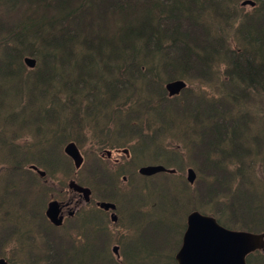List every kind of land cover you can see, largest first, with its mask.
I'll return each instance as SVG.
<instances>
[{"label": "trees", "instance_id": "1", "mask_svg": "<svg viewBox=\"0 0 264 264\" xmlns=\"http://www.w3.org/2000/svg\"><path fill=\"white\" fill-rule=\"evenodd\" d=\"M243 1L212 0L208 5L201 0H0V51L4 52L0 68L6 70V61L16 55L22 76L37 73L44 79L40 85L48 88L51 64L67 65L73 86L69 92L75 99L69 94L61 104L94 119L100 112L93 107L92 97H97L95 102L104 99L108 103L102 108V114L108 115L104 122L139 148L132 161L141 155L140 146L153 139H160V150L163 138L167 139L164 146L174 145V154L158 163L176 169L174 175L162 173L172 177L174 185L171 188L163 178L170 194L152 200L153 205L165 200L173 211L171 218L181 216L182 222L189 212L198 210L227 228L263 233L264 209L259 201L264 199V185L255 183L252 168L256 164L249 163L258 159V174L264 182V0H250L255 3L253 13L242 19L233 6L244 10ZM192 7L209 13L196 15ZM227 8L232 11L222 12ZM222 25L232 34L219 33ZM23 56L37 61L34 70L23 66ZM42 64L50 71H38ZM6 71L11 75L12 71ZM174 80L185 81L187 87L170 97L165 85ZM40 95L44 100L50 97ZM84 129L97 137L105 134L103 125L82 121L62 130L53 128L50 135L57 145L69 139L68 133L83 136ZM22 140L27 142V136ZM43 161L54 164L52 157ZM188 166L197 174V187L191 190L201 195L197 199L188 196L186 189L190 185L183 171ZM251 188L256 193L248 192ZM181 200L194 205L181 211ZM10 213L17 214L12 209ZM154 215L152 211L153 219L131 234L130 239L135 237L138 243L132 250L125 246L127 234L117 240L125 264L160 259L166 248L169 253L175 248V242L167 243V219L157 222ZM242 218L247 223L242 224ZM40 230L34 228V235ZM107 242L102 241V246L107 247ZM263 255L254 252L247 263L258 262L256 258Z\"/></svg>", "mask_w": 264, "mask_h": 264}, {"label": "rangeland", "instance_id": "2", "mask_svg": "<svg viewBox=\"0 0 264 264\" xmlns=\"http://www.w3.org/2000/svg\"><path fill=\"white\" fill-rule=\"evenodd\" d=\"M201 1H204L206 2V4L210 5L212 0ZM194 8L192 7V10L196 15L206 16V14L209 13H205L201 10L199 11V9L198 11H195ZM228 9L229 8L223 9L222 12H230L228 11ZM243 9L244 10H238L233 6V10H236L239 17L242 19L246 15H250L253 13V10L250 7H244ZM218 31L223 35L232 34L231 30L223 25L219 27ZM2 58H4V52L0 51V60ZM6 62V70L12 71V73L11 75H9L5 69L0 68V159L8 162V164H5L6 171L3 175L2 180L0 181V212L3 211V223L0 224V255L3 254L5 248H9L12 246L10 244L12 240H16L17 243L13 244L15 245V248L11 257L4 258L12 261L13 264H17L16 261L18 259L23 261L25 264H34L31 263L32 257L39 256L34 236V228H44L45 219L43 217V206L45 200L60 198L61 194L59 191L65 190L67 188V184L73 178L80 182L81 179L78 178V175L80 174L82 175L83 182L92 188L93 193L97 198L102 197L99 195L102 185L98 180L94 178V174L92 172L86 170L88 164L83 168V171L81 169L77 174H75L74 171L69 176H63L60 173H53L58 171L54 169V166H60V164L57 162V156L61 155V152H63V150L62 148H58V145L53 144V139L50 135V130H52V128H48V125L51 124L61 130L66 129V125L70 122L71 118L69 116H64L67 110L60 101L54 102L51 109L52 114L46 117L45 105H47V101H44L45 96L40 95L42 93H48L49 95V87L47 88L40 85V82H42L44 79L38 74H35L34 77L31 78L22 76V73L17 69L19 65H17L18 59L16 55H13L12 58L7 60ZM67 63L69 64V61ZM43 66L47 69L46 65ZM50 70L54 77H50V79H52L51 89L64 90L67 92L72 90V73L70 67L68 68L65 64H51ZM78 92L80 91H77V93ZM25 96L29 97V99L25 98ZM78 97L80 96L78 95ZM96 98V96H93L91 102L93 103V107L97 109L100 114L97 115L94 119L86 118L88 116L87 114L83 120L84 123L100 125L104 123V121L108 117V115L106 116L102 114V108H104V106L108 103L104 99H99L98 102H95L94 100ZM48 99L49 98H47V100ZM73 99H75V96ZM86 103L87 102H84V104ZM159 118H162V116H160ZM78 123H80V121H78ZM84 131L85 132H83V136L81 139L69 141L82 144L83 146L81 148V153L88 160V157H91V154H93L95 149L90 146V140L92 138L91 130L84 129ZM77 135L78 133L75 132L74 134L68 135V137L74 138ZM22 136L29 137V140L24 143L21 139L16 141L15 137L20 138ZM101 138L108 140L112 139L115 142H120L115 145H110L108 149H101V162L106 167L117 168L119 172H123L126 169L127 164L129 163V157L133 153H135L136 155L139 148L133 140H130L129 142H123V134L110 135L109 133H106V135L101 136ZM36 140L39 141L36 142ZM166 140V138H163L161 150L158 149L160 146L159 138L147 142V145L140 146L141 155L139 154L136 156L134 163H153V161L156 160L155 158H157V160L153 164H158L163 161V159H167V156L173 155L175 152L174 145L170 144L164 146ZM124 150H127V154L123 152ZM49 151L50 153H47L44 156V152ZM106 151L111 152L110 156H107ZM44 157H52L54 163L53 166L49 162L43 161ZM173 160L176 161L174 163H177L176 159ZM256 160L258 159H252L249 164H256L255 166H253V170L251 169L254 176L253 180L256 184L262 187L264 185V182L262 181L260 174H258L259 166L257 165V163H259V161ZM27 161L49 169L50 171L52 170L53 172L48 173L45 169L42 168V170L47 173L46 178L40 179L38 176H36L37 178L35 179V181H30L26 178L24 172L21 169L24 166V162ZM114 162H116L117 164H115ZM248 167L250 166L248 165ZM229 169L234 171L235 166H231L229 167ZM228 172L230 171L228 170ZM123 175L124 174H121L119 179L115 182V184L121 188H124L122 181ZM158 175L160 176L156 177L153 180L151 179L152 177L150 179H146L141 176L134 175V179L132 181L134 192L124 194L121 192H116L113 189H109L107 193V195L110 197L126 198L128 199V201H136L137 203L136 204L130 203L128 201H122V207L127 208L128 211V214L123 219V225L124 228L128 231V237L125 238V246L130 250L133 249V246L138 244L134 242L135 237L130 239L131 234L137 231L140 232V226L146 224L148 220L151 221L153 219L152 211L155 213L154 218L157 220V222H161L162 220L167 219V231L169 234L167 243L171 244L175 242L177 244L178 242L176 251H178L181 246V241H178L182 224L181 216L179 218H171L170 213L173 211L168 210L165 200H159L155 205H152V209L148 213H142L139 210V206L141 204L146 205L154 199H162L164 195L168 193L170 194V187L172 188L174 185L173 178L165 176L167 178L166 179L163 174ZM163 178L166 179V184L170 187H164L165 184L163 185ZM41 186H44L46 189ZM196 187L197 183L192 186H186V189L190 193L188 196H191V190ZM5 189L11 190L8 193H13V195H4L3 193ZM262 191L264 193V189ZM146 192H148V194H144ZM248 192L256 193L255 189L253 188H251V190H248ZM250 193L248 194L250 195ZM6 196L11 197L13 200ZM259 202L264 209V199H261ZM192 203L193 201L189 202L188 204L191 205ZM178 204L180 210L184 211L186 202L184 200H181L180 202H178ZM11 207H17L21 209V212L16 215L11 214ZM81 207H83V205ZM78 213L79 211L76 212L74 218L78 217ZM262 216L260 215V217ZM107 217L109 219V216ZM73 222L74 221H72V223ZM106 223H111V221L107 220ZM241 223H247V220L242 218ZM77 224L78 222L73 224L70 223L69 228L75 227L74 230L83 233L86 236V239L81 242H73L71 244L67 256L64 257L63 263L107 264L105 262L103 253L100 251V246L103 245V238L100 234L94 233L95 230L97 232H100L101 228L105 224H100L99 228H97L98 225H96V228H93L91 225L83 228L82 226H77ZM110 229L116 233L119 232L118 228L110 226ZM24 230L26 231V233L23 232ZM146 235L147 233H143L142 236ZM132 254H134V252H132ZM171 257L172 252L169 253V250L166 248L164 254L160 257V259H149L145 260V263L140 262L138 264H171ZM256 261L258 262H253V264H264V255L262 257L256 258Z\"/></svg>", "mask_w": 264, "mask_h": 264}, {"label": "water", "instance_id": "3", "mask_svg": "<svg viewBox=\"0 0 264 264\" xmlns=\"http://www.w3.org/2000/svg\"><path fill=\"white\" fill-rule=\"evenodd\" d=\"M25 61L30 66L34 65L33 60ZM185 87L184 81L176 80L167 83L165 88L169 95L173 96L178 95ZM69 147L66 151L71 153L76 161L79 155L73 145ZM161 171L167 170L161 166H148L141 168L139 173L152 175ZM189 180H193L191 171H189ZM84 193L86 195V191ZM53 204L49 206L46 215L54 224L59 225L53 218L54 213H57L56 205ZM101 206L107 209L111 205L101 204ZM258 249L264 251V233L228 230L220 226L214 218L193 212L188 216L183 245L176 255V260L179 264H246V256ZM0 264L6 263L0 260Z\"/></svg>", "mask_w": 264, "mask_h": 264}, {"label": "flooded vegetation", "instance_id": "4", "mask_svg": "<svg viewBox=\"0 0 264 264\" xmlns=\"http://www.w3.org/2000/svg\"><path fill=\"white\" fill-rule=\"evenodd\" d=\"M87 159V158H86ZM83 171V170H82ZM81 171V172H82ZM79 170H75L74 173L77 174ZM81 175V174H80ZM82 177V175H81ZM73 180H71L67 184V188L65 190H60L61 197L57 199H51L49 200L46 205L45 209H47L50 205V203L56 202L55 208L57 210V216L59 219L62 220V224L65 223V221L69 218H72L78 210L81 208H84L86 205H95L99 203V201L92 198V190L88 185H86L83 180L82 184H78L81 188L88 189L89 192H86V195L79 192L75 185L71 184ZM83 205V207H81ZM81 207V208H80ZM102 211V210H101Z\"/></svg>", "mask_w": 264, "mask_h": 264}, {"label": "bare ground", "instance_id": "5", "mask_svg": "<svg viewBox=\"0 0 264 264\" xmlns=\"http://www.w3.org/2000/svg\"><path fill=\"white\" fill-rule=\"evenodd\" d=\"M246 264H248V263L246 262Z\"/></svg>", "mask_w": 264, "mask_h": 264}]
</instances>
